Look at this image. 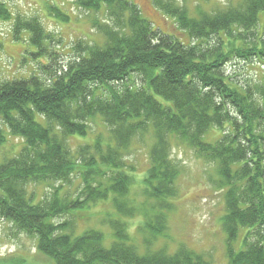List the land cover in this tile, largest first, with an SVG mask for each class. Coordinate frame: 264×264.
<instances>
[{"label": "trees", "instance_id": "trees-1", "mask_svg": "<svg viewBox=\"0 0 264 264\" xmlns=\"http://www.w3.org/2000/svg\"><path fill=\"white\" fill-rule=\"evenodd\" d=\"M150 2L187 34V43L153 27L133 1L74 0L84 11L104 16L91 19L103 40L78 39L76 57L47 82L39 75L0 81V145L7 140L4 128L22 140L17 153L0 162V217L35 238L47 264H213L185 246L172 253L151 246L167 227L168 199L176 193L179 166L170 155L175 136L216 164L228 264H264V74L255 84H240L224 72L236 57L264 63V0L199 8L197 16L177 0ZM47 8L50 15L69 18L55 4ZM11 17L0 0V19ZM11 22L14 40H25L35 48L32 54H50V34L37 17L18 15ZM96 115L108 126L110 140L97 136L72 151L68 138L86 136ZM211 129L221 131L213 142L204 140ZM147 133L152 144L142 184L158 213L140 227L142 252L117 218H109L108 245L98 230L74 235L72 220L54 222L109 192L119 216L132 212L125 155ZM75 172L82 177L75 196L55 185L38 199L28 191L29 184L68 183Z\"/></svg>", "mask_w": 264, "mask_h": 264}, {"label": "rangeland", "instance_id": "rangeland-1", "mask_svg": "<svg viewBox=\"0 0 264 264\" xmlns=\"http://www.w3.org/2000/svg\"><path fill=\"white\" fill-rule=\"evenodd\" d=\"M11 10L9 20L0 19V81L39 75L47 82L49 75L55 71L61 72L64 66L76 57L78 39L83 42H98L102 35L92 26L91 19L96 15L104 19L101 13L86 12L79 8L74 0H4ZM136 3L142 16L150 21L153 27L188 42L187 34L178 28L175 21L162 14L150 0H130ZM184 5L190 16H197L198 9L211 11L228 5H236L240 0H177ZM47 3L55 4L69 15L66 20L50 15ZM35 16L45 30L50 34L46 40L49 43V55L32 54L35 49L25 40H14L11 36L12 18L16 16ZM263 14H260V25ZM215 41L210 39V43ZM48 51V50H47ZM224 72L240 84H255L264 74V63L252 59L246 61L233 58L224 65ZM139 85L141 80L135 77ZM57 131V129H55ZM7 140L0 145V162L17 153L22 144L21 138L10 135L4 128ZM221 134L218 129H211L204 135V140L213 142ZM97 136L104 142L110 140L108 126L99 115L89 121V131L86 136L68 138V147L75 151L77 147L86 143H93ZM152 144L151 134L142 138H135L131 143L125 161V171L130 176V183L126 196L130 201L132 212L125 215L117 213L112 194L109 192L104 199H96L85 209L72 214L55 217L54 222L70 219L73 221L74 235H81L85 231L98 230L104 236L103 243L108 245L112 240V231L108 224L109 218H117L124 224V232L129 234L130 240L142 252L143 238L140 227L152 219L158 211L152 208V200L144 194L142 179L149 167V150ZM170 155L178 163L179 172L174 182L175 196L168 201L171 209L166 210V229L162 235L155 238L152 248H162L167 252H174L185 246L204 255L213 264H228L225 255L226 234L221 226L224 214V190L215 185L217 178L216 164L198 157L194 151L175 136L170 137ZM82 177L78 172L71 175L70 182H52L29 184V193L34 192L35 199L40 198L52 189V185L59 186L60 193L75 196L81 187ZM153 210V211H151ZM151 216V217H150ZM150 218V219H149ZM153 220V219H152ZM25 258L26 264H47V257L36 249L34 237L18 231L13 225L0 217V264L12 259Z\"/></svg>", "mask_w": 264, "mask_h": 264}]
</instances>
